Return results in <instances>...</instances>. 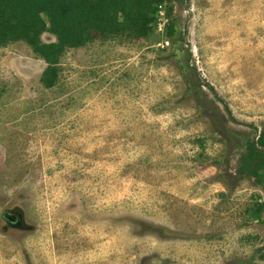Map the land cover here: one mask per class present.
<instances>
[{
  "label": "rangeland",
  "instance_id": "1",
  "mask_svg": "<svg viewBox=\"0 0 264 264\" xmlns=\"http://www.w3.org/2000/svg\"><path fill=\"white\" fill-rule=\"evenodd\" d=\"M154 8L144 36L64 48L50 87L0 45V264H264V191L235 172L264 125V0Z\"/></svg>",
  "mask_w": 264,
  "mask_h": 264
},
{
  "label": "trees",
  "instance_id": "2",
  "mask_svg": "<svg viewBox=\"0 0 264 264\" xmlns=\"http://www.w3.org/2000/svg\"><path fill=\"white\" fill-rule=\"evenodd\" d=\"M161 1L0 0V45L13 40L28 44L46 63L39 82L50 87L56 79L57 57L64 48L78 46L93 36H144L154 21V7ZM43 31L51 33L55 41L41 42L39 34ZM175 33L173 21H167L164 35L172 40ZM169 54H174L173 50ZM178 68L186 85L184 95L189 94L194 87L190 83L191 68L186 59L182 63L178 61ZM243 148L235 170L237 179L247 175L259 183L263 179L261 170L264 168V125L255 140L245 139ZM261 206L257 204L256 208Z\"/></svg>",
  "mask_w": 264,
  "mask_h": 264
},
{
  "label": "water",
  "instance_id": "3",
  "mask_svg": "<svg viewBox=\"0 0 264 264\" xmlns=\"http://www.w3.org/2000/svg\"><path fill=\"white\" fill-rule=\"evenodd\" d=\"M259 186L262 188V190L264 191V181L263 180H261L260 182H259ZM5 217H6V219H8V220H11V221H18V219L16 218V216H11L10 214H8V213H6L5 214Z\"/></svg>",
  "mask_w": 264,
  "mask_h": 264
},
{
  "label": "built area",
  "instance_id": "4",
  "mask_svg": "<svg viewBox=\"0 0 264 264\" xmlns=\"http://www.w3.org/2000/svg\"><path fill=\"white\" fill-rule=\"evenodd\" d=\"M156 26H157V27H160V26H161V22L158 21V22L156 23Z\"/></svg>",
  "mask_w": 264,
  "mask_h": 264
},
{
  "label": "flooded vegetation",
  "instance_id": "5",
  "mask_svg": "<svg viewBox=\"0 0 264 264\" xmlns=\"http://www.w3.org/2000/svg\"><path fill=\"white\" fill-rule=\"evenodd\" d=\"M11 221V220H10Z\"/></svg>",
  "mask_w": 264,
  "mask_h": 264
}]
</instances>
